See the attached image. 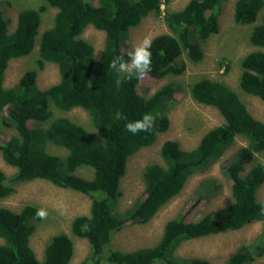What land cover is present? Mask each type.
I'll return each instance as SVG.
<instances>
[{
  "label": "trees",
  "instance_id": "obj_1",
  "mask_svg": "<svg viewBox=\"0 0 264 264\" xmlns=\"http://www.w3.org/2000/svg\"><path fill=\"white\" fill-rule=\"evenodd\" d=\"M56 9L52 24L39 32L43 7L18 11L13 30L0 9V122L15 131L0 137V153L16 171L5 175L0 170V198L14 192L18 182L44 179L63 188L91 197L88 214L71 220L70 230L85 238L89 251L82 264H212L201 257L175 254L179 244L224 230L239 229L251 221H262L263 200L256 190L264 183V165L255 155L264 151V121L254 117L237 93L227 84L207 77L190 85L191 97L213 106L223 122L205 132L191 149L166 139L160 146L162 162L147 164L142 171L143 195L120 212L116 209L120 195L119 181L129 156L157 138L168 128L167 111L173 104L175 87L167 83L148 97L137 92L138 80H128L109 67L115 56L127 59L122 41L133 27L149 13H162L167 32L152 37L151 77L179 74L185 65L176 59L183 53L192 61L202 58L200 42L219 28L220 4L225 0H188L180 9H169L171 0H43ZM264 0H235L234 20L253 23ZM163 6V7H162ZM103 31V48L99 56L94 47L81 37L86 26ZM249 41L264 48V14L249 35ZM37 47V69L24 71L12 85L3 80L11 59L29 55ZM46 62L57 65L59 79L46 88L37 85L38 69ZM239 85L248 94L264 100V49L245 54L240 62ZM75 107L84 109L99 133L89 130L68 117L50 119L53 110L65 112ZM144 113L156 117L152 133L132 135L126 132L128 121ZM123 117V118H122ZM1 135V131H0ZM236 136L246 140L222 165L231 182L232 201L224 208L187 219L204 195L203 190L182 215L168 220L156 244L130 251L107 249L111 234L128 223H145L159 208L174 197L187 178L202 171L222 155ZM66 149L64 156L46 151V145ZM250 167L246 170V165ZM80 166H90L93 177L77 173ZM37 207L24 205L19 211L0 205V264H68L73 256L71 237L59 232L50 237L42 259L29 244L36 225L32 223ZM87 224V231L82 225ZM264 254V226L258 239L240 245L222 264H249Z\"/></svg>",
  "mask_w": 264,
  "mask_h": 264
},
{
  "label": "rangeland",
  "instance_id": "obj_2",
  "mask_svg": "<svg viewBox=\"0 0 264 264\" xmlns=\"http://www.w3.org/2000/svg\"><path fill=\"white\" fill-rule=\"evenodd\" d=\"M88 1L95 5L99 2V0ZM187 1L171 0L169 9H180ZM234 3L235 0H225L220 4L218 31L209 38L199 41L203 54L201 59L192 61L183 53L176 59L178 65L181 63L185 65L181 73L166 74L158 78L149 76V78L138 82L137 92L143 97L150 96L167 83H172L175 87L174 101L167 111L168 128L158 133L154 143L142 147L128 157L125 172L119 181L120 195L116 203L118 211L124 212L143 195V168L149 163L162 162L159 151L164 140L173 139L178 142L180 148L191 149L197 145L205 132L223 122V118L216 108L199 103L191 97L189 90L193 82L207 77L227 84L237 93L249 112L264 121V100L246 93L239 85L242 57L253 50L264 49L249 41L253 26L260 22L261 16L264 14V5L253 23L239 24L233 16ZM39 7H43L39 26V32H42L52 24L55 8L43 0H0L2 16L8 20L9 31L13 30L15 26L19 10L24 8L39 9ZM167 31L168 28L162 13H149L139 24L130 27L123 38L122 50L127 54L132 50L133 45L144 36L152 38ZM81 37L92 44L95 55L99 56L103 48V31L89 25L82 31ZM37 65V47L27 56L11 59L5 70L4 86L12 85L24 71L37 69ZM36 78L39 88H46L56 83L59 79L57 65L46 62L43 68L38 69ZM59 116L68 117L99 137L97 129L90 122L88 113L79 107L65 112L53 110L52 116L44 121L43 125L46 126L49 120ZM0 131L1 138L15 134L14 130L3 127L1 122ZM245 144L246 140L243 137L236 136L220 158L202 171L191 174L181 190L162 205L149 221L128 223L120 230L113 232L107 249L130 251L156 244L161 237L164 224L178 214L182 215L188 211V207L202 190L205 193L196 208L187 214L188 220H198L207 213L226 207L232 201L231 182L223 174L222 165ZM46 151L61 156L67 153L66 149L52 144L46 145ZM255 157L264 165V151L257 153ZM249 167L250 164L246 165V170ZM0 170L8 176L16 171L15 167L5 163L1 153ZM75 173L87 179L93 177V169L90 166H80ZM14 187V192L0 198V205L19 211L24 205L32 204L37 209L45 208L48 211L47 219L32 218V223L36 227L29 238V244L37 258H43L45 245L52 235L64 232L71 237L74 245L73 256L68 264H82L88 254L89 245L85 238L72 234L70 224L75 216L89 213L91 197L73 189L60 187L44 179L18 182ZM256 197L258 200H263L264 183L257 188ZM263 226L262 221H251L239 229L190 238L179 244L175 249V254L181 257H201L209 260L212 264H222L240 245L255 242ZM249 264H264V254Z\"/></svg>",
  "mask_w": 264,
  "mask_h": 264
},
{
  "label": "clouds",
  "instance_id": "obj_3",
  "mask_svg": "<svg viewBox=\"0 0 264 264\" xmlns=\"http://www.w3.org/2000/svg\"><path fill=\"white\" fill-rule=\"evenodd\" d=\"M152 38L144 36L134 44L132 50L127 53V59L121 56H115L109 64V67L124 75V78L143 81L149 78L152 71ZM123 118V117H122ZM156 117L151 113H144L140 119L128 121L125 124V130L132 135L140 133H152L155 128ZM261 214L264 215V207L261 208ZM35 217L40 220L47 219L48 211L45 208L37 209ZM82 229L87 231L89 226L82 225ZM154 264H160L159 260H154Z\"/></svg>",
  "mask_w": 264,
  "mask_h": 264
}]
</instances>
